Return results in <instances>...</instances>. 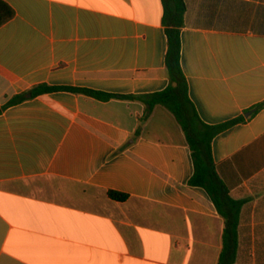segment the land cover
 Masks as SVG:
<instances>
[{
  "label": "crops",
  "instance_id": "1",
  "mask_svg": "<svg viewBox=\"0 0 264 264\" xmlns=\"http://www.w3.org/2000/svg\"><path fill=\"white\" fill-rule=\"evenodd\" d=\"M4 1L15 15L0 27V264H218L224 219L189 184L191 150L168 109L141 123L139 100L67 90L8 104L41 84L166 89L163 0ZM186 4L191 100L207 124L244 117L212 143L243 201L232 264H264V107L253 111L264 102V0Z\"/></svg>",
  "mask_w": 264,
  "mask_h": 264
},
{
  "label": "trees",
  "instance_id": "2",
  "mask_svg": "<svg viewBox=\"0 0 264 264\" xmlns=\"http://www.w3.org/2000/svg\"><path fill=\"white\" fill-rule=\"evenodd\" d=\"M163 5V25L168 42L166 67L170 80L166 89L149 95L124 96L92 89L41 84L16 95L8 104L23 102L49 92L67 90L104 101L113 98L139 100L145 105L141 123L148 119L156 106L168 109L181 125L191 150L194 173L189 179V184L204 188L224 219L223 246L218 264H232L236 261L238 254L240 212L243 201L236 200L230 195L229 188L218 174L212 143L214 138L228 127L243 122L244 117L216 125L207 124L201 119L190 98L188 80L181 65V31L185 26L186 0H163ZM14 15L13 8L4 0H0V27ZM263 107L264 102L256 105L253 111L257 112ZM139 134L140 129L136 131L135 137ZM109 196L118 201L128 198V195L117 191H109Z\"/></svg>",
  "mask_w": 264,
  "mask_h": 264
},
{
  "label": "water",
  "instance_id": "3",
  "mask_svg": "<svg viewBox=\"0 0 264 264\" xmlns=\"http://www.w3.org/2000/svg\"><path fill=\"white\" fill-rule=\"evenodd\" d=\"M249 114V113H248Z\"/></svg>",
  "mask_w": 264,
  "mask_h": 264
}]
</instances>
